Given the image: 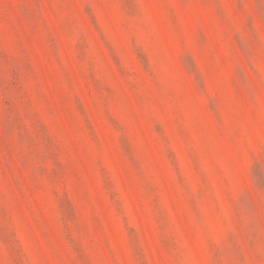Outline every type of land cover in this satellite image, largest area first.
I'll return each instance as SVG.
<instances>
[{
    "label": "rangeland",
    "instance_id": "1",
    "mask_svg": "<svg viewBox=\"0 0 264 264\" xmlns=\"http://www.w3.org/2000/svg\"><path fill=\"white\" fill-rule=\"evenodd\" d=\"M0 264H264V0H0Z\"/></svg>",
    "mask_w": 264,
    "mask_h": 264
}]
</instances>
